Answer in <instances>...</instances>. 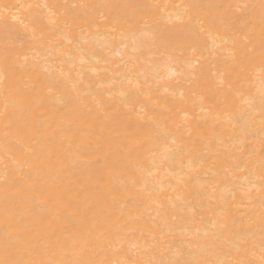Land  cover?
Segmentation results:
<instances>
[{"label":"bare ground","instance_id":"obj_1","mask_svg":"<svg viewBox=\"0 0 264 264\" xmlns=\"http://www.w3.org/2000/svg\"><path fill=\"white\" fill-rule=\"evenodd\" d=\"M5 259L264 264V0H0Z\"/></svg>","mask_w":264,"mask_h":264},{"label":"snow or ice","instance_id":"obj_2","mask_svg":"<svg viewBox=\"0 0 264 264\" xmlns=\"http://www.w3.org/2000/svg\"><path fill=\"white\" fill-rule=\"evenodd\" d=\"M47 7V6H45ZM0 264H54V262L50 261H41V262H22L16 260H0ZM70 264H77V262H70Z\"/></svg>","mask_w":264,"mask_h":264}]
</instances>
